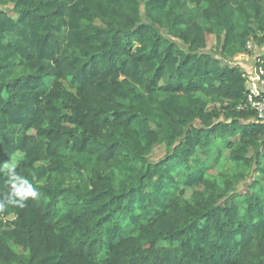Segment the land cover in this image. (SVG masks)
I'll list each match as a JSON object with an SVG mask.
<instances>
[{"label": "trees", "instance_id": "obj_1", "mask_svg": "<svg viewBox=\"0 0 264 264\" xmlns=\"http://www.w3.org/2000/svg\"><path fill=\"white\" fill-rule=\"evenodd\" d=\"M254 49L264 0H0V264H264Z\"/></svg>", "mask_w": 264, "mask_h": 264}, {"label": "built area", "instance_id": "obj_2", "mask_svg": "<svg viewBox=\"0 0 264 264\" xmlns=\"http://www.w3.org/2000/svg\"><path fill=\"white\" fill-rule=\"evenodd\" d=\"M246 73H245V77H246V87L248 91L247 97H248L249 107L256 113L257 119L261 122H264L263 71L255 66V69L250 76Z\"/></svg>", "mask_w": 264, "mask_h": 264}, {"label": "rangeland", "instance_id": "obj_3", "mask_svg": "<svg viewBox=\"0 0 264 264\" xmlns=\"http://www.w3.org/2000/svg\"><path fill=\"white\" fill-rule=\"evenodd\" d=\"M11 9V6L8 7L6 10V12H8L9 10ZM205 51L207 53H210V54H215V38L212 37L208 42H207V46H206V49ZM259 53L261 54V51H258V49H254L253 52H250L248 55H240V56H237L235 59H234V62H237L239 64L242 65V67L244 68V70L247 72H245L246 74H248L249 76L252 74V72L254 71L255 69V66H256V57H258ZM218 57V55H216ZM232 63H234L233 61H231ZM163 153V147L162 146H158L156 147V149L154 150L153 152V158L152 156L150 157L151 159L155 160L157 159L161 154ZM227 153V152H225ZM199 159H201V161H206L205 158L203 157H199ZM15 158H13L11 161H10V166L13 165V162H14ZM209 160H214L213 158L209 159ZM248 184V182L244 183L242 185V187L246 186Z\"/></svg>", "mask_w": 264, "mask_h": 264}, {"label": "clouds", "instance_id": "obj_4", "mask_svg": "<svg viewBox=\"0 0 264 264\" xmlns=\"http://www.w3.org/2000/svg\"><path fill=\"white\" fill-rule=\"evenodd\" d=\"M16 178V176L12 177L13 180ZM20 179L24 180V183L13 185L12 193L8 194L4 200H0V211L5 210L9 205L23 208L29 198L34 199L39 195V193L32 188L29 181L22 177H20Z\"/></svg>", "mask_w": 264, "mask_h": 264}]
</instances>
